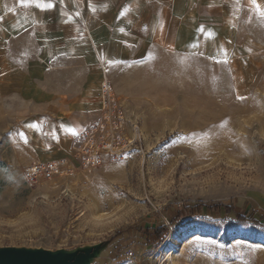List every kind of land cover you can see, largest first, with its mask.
I'll return each instance as SVG.
<instances>
[{
  "label": "rangeland",
  "instance_id": "obj_1",
  "mask_svg": "<svg viewBox=\"0 0 264 264\" xmlns=\"http://www.w3.org/2000/svg\"><path fill=\"white\" fill-rule=\"evenodd\" d=\"M258 4L246 0L247 25L205 28L208 37L233 39L225 45L243 51L237 64L158 53L109 61L107 76L127 118L140 125L143 150L96 170L28 184L26 169L65 158L60 147H69L70 135L34 121L36 106L12 83L0 85V250L75 255L78 264H264ZM221 204L234 211L213 208ZM235 213L248 218L239 222ZM163 225L166 234L156 238L153 229Z\"/></svg>",
  "mask_w": 264,
  "mask_h": 264
},
{
  "label": "crops",
  "instance_id": "obj_2",
  "mask_svg": "<svg viewBox=\"0 0 264 264\" xmlns=\"http://www.w3.org/2000/svg\"><path fill=\"white\" fill-rule=\"evenodd\" d=\"M246 7V0H0V85L12 83L36 106L34 121L68 132L69 149L47 142L66 157L79 128L102 107L111 59L209 55L237 64L243 51L230 49L233 39L208 37L205 28L247 25ZM210 41L213 53L206 54Z\"/></svg>",
  "mask_w": 264,
  "mask_h": 264
},
{
  "label": "built area",
  "instance_id": "obj_3",
  "mask_svg": "<svg viewBox=\"0 0 264 264\" xmlns=\"http://www.w3.org/2000/svg\"><path fill=\"white\" fill-rule=\"evenodd\" d=\"M102 107L75 134L70 153L61 160L36 162L25 172L30 185L46 182L75 171H92L108 160H125L143 150L140 125L127 118L123 99L108 79L102 83ZM46 126V125H45ZM168 264V263H159Z\"/></svg>",
  "mask_w": 264,
  "mask_h": 264
},
{
  "label": "water",
  "instance_id": "obj_4",
  "mask_svg": "<svg viewBox=\"0 0 264 264\" xmlns=\"http://www.w3.org/2000/svg\"><path fill=\"white\" fill-rule=\"evenodd\" d=\"M75 255L55 254L47 250L3 249L0 264H78Z\"/></svg>",
  "mask_w": 264,
  "mask_h": 264
},
{
  "label": "trees",
  "instance_id": "obj_5",
  "mask_svg": "<svg viewBox=\"0 0 264 264\" xmlns=\"http://www.w3.org/2000/svg\"><path fill=\"white\" fill-rule=\"evenodd\" d=\"M222 206L226 209L227 213H231V212L234 211L232 204L215 205L213 208L219 210ZM235 218H236L237 221L243 223V222H245L247 220L248 217H247V215L244 216L243 214L235 213ZM152 234L156 238H159V239L164 237V234H166V229H165L164 225L160 226V227H157L156 229H153Z\"/></svg>",
  "mask_w": 264,
  "mask_h": 264
}]
</instances>
